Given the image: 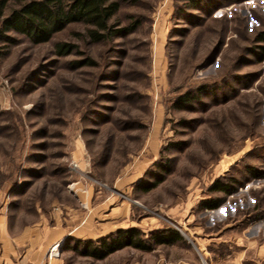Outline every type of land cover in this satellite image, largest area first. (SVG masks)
Here are the masks:
<instances>
[{
    "label": "rangeland",
    "instance_id": "rangeland-1",
    "mask_svg": "<svg viewBox=\"0 0 264 264\" xmlns=\"http://www.w3.org/2000/svg\"><path fill=\"white\" fill-rule=\"evenodd\" d=\"M118 1L123 35L97 44L0 15V249L39 227L67 232L58 264H264V0ZM133 231L144 249L76 245Z\"/></svg>",
    "mask_w": 264,
    "mask_h": 264
},
{
    "label": "trees",
    "instance_id": "trees-1",
    "mask_svg": "<svg viewBox=\"0 0 264 264\" xmlns=\"http://www.w3.org/2000/svg\"><path fill=\"white\" fill-rule=\"evenodd\" d=\"M9 0H0V15L4 16ZM18 9L11 10V13L3 19V31L13 32L28 38L35 44L49 43L56 34L65 31L68 27L80 25L85 28L83 36L93 43L105 42L114 36L123 35L124 31L115 28L113 24L114 19L119 15L121 4L118 0H17ZM191 1L190 6L195 7V0ZM218 0L217 6L222 7L232 4L234 1H247V0ZM214 2H210L213 7ZM214 10V9H210ZM258 41L264 43V31L258 35ZM58 53L64 55L72 50L71 45L60 44L57 46ZM264 54V49L263 53ZM189 95L185 97L189 101ZM253 177H263L264 175L252 173ZM261 175V176H260ZM217 190L225 195L234 194L236 185L234 184H221L217 186ZM222 200L213 203H206L202 205L206 209H218ZM257 219H262L263 215H256ZM123 239H130L131 245L144 249L138 243L137 232L120 233L115 236H110L106 239H101L95 244L93 249L89 247L94 244L92 241L88 243L77 242V246H83L86 255L103 259L111 251L115 249L118 242ZM133 240H136L134 243ZM180 240V236L175 232H160L152 236L151 241L156 245L167 244L171 245ZM150 249V248H148Z\"/></svg>",
    "mask_w": 264,
    "mask_h": 264
},
{
    "label": "crops",
    "instance_id": "crops-1",
    "mask_svg": "<svg viewBox=\"0 0 264 264\" xmlns=\"http://www.w3.org/2000/svg\"><path fill=\"white\" fill-rule=\"evenodd\" d=\"M66 233L38 227L15 238L5 237V245L0 249V264H58L56 259H49L50 247L58 244Z\"/></svg>",
    "mask_w": 264,
    "mask_h": 264
},
{
    "label": "bare ground",
    "instance_id": "bare-ground-1",
    "mask_svg": "<svg viewBox=\"0 0 264 264\" xmlns=\"http://www.w3.org/2000/svg\"><path fill=\"white\" fill-rule=\"evenodd\" d=\"M58 247V246H57ZM60 247H61V244H59V247H58V249H53V251H55V250H59L60 249Z\"/></svg>",
    "mask_w": 264,
    "mask_h": 264
}]
</instances>
